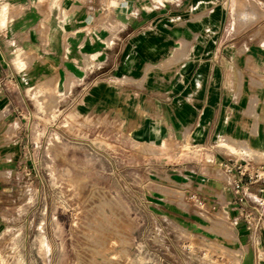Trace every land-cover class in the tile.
Wrapping results in <instances>:
<instances>
[{
	"label": "crops",
	"instance_id": "crops-1",
	"mask_svg": "<svg viewBox=\"0 0 264 264\" xmlns=\"http://www.w3.org/2000/svg\"><path fill=\"white\" fill-rule=\"evenodd\" d=\"M0 84V229L37 134L70 111L134 146L211 155L219 171L184 174L188 245L202 264H264V186L242 203L225 171L264 165V0H0Z\"/></svg>",
	"mask_w": 264,
	"mask_h": 264
},
{
	"label": "rangeland",
	"instance_id": "rangeland-1",
	"mask_svg": "<svg viewBox=\"0 0 264 264\" xmlns=\"http://www.w3.org/2000/svg\"><path fill=\"white\" fill-rule=\"evenodd\" d=\"M47 120L11 227L0 229V264H202L179 208L196 162L219 171L211 155L134 146L117 124L70 111Z\"/></svg>",
	"mask_w": 264,
	"mask_h": 264
},
{
	"label": "built area",
	"instance_id": "built-area-1",
	"mask_svg": "<svg viewBox=\"0 0 264 264\" xmlns=\"http://www.w3.org/2000/svg\"><path fill=\"white\" fill-rule=\"evenodd\" d=\"M225 171L228 174H237L241 180H246L245 183L241 180L234 182V189L239 196V201L242 203L249 198L248 194L251 186H264V165L254 164L252 161H241L226 165ZM260 192H264L263 187ZM257 205L264 207V200L259 201Z\"/></svg>",
	"mask_w": 264,
	"mask_h": 264
},
{
	"label": "bare ground",
	"instance_id": "bare-ground-1",
	"mask_svg": "<svg viewBox=\"0 0 264 264\" xmlns=\"http://www.w3.org/2000/svg\"><path fill=\"white\" fill-rule=\"evenodd\" d=\"M263 125H264V124H263ZM263 128H264V127H263ZM260 132H261V131H259V134H260ZM262 132H263V131H262ZM260 135H261V134H260ZM260 135H259V136H260ZM260 140H261V139H260ZM260 140H259V141H260ZM262 140H263V139H262Z\"/></svg>",
	"mask_w": 264,
	"mask_h": 264
}]
</instances>
